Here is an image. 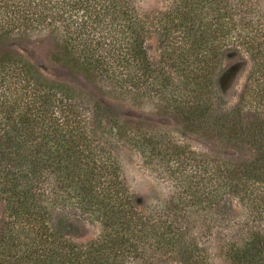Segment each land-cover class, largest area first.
I'll list each match as a JSON object with an SVG mask.
<instances>
[{
    "label": "trees",
    "instance_id": "trees-1",
    "mask_svg": "<svg viewBox=\"0 0 264 264\" xmlns=\"http://www.w3.org/2000/svg\"><path fill=\"white\" fill-rule=\"evenodd\" d=\"M136 1L0 0V264H203L192 226L196 207L211 206L220 190L245 186L234 176L211 185L185 178L180 165L162 160L157 166L173 195L141 209L113 153L118 143L132 144L129 122L107 116L83 91L7 49L46 38L51 62L130 99L135 82L148 77L154 85L165 72L152 66L151 29ZM156 22L160 44L181 35L178 57L194 84L193 101L177 109L183 123L215 141L242 137L241 117L215 113L223 110L225 78L239 71L244 53L264 78V0H177ZM260 154L264 159V146ZM49 173L56 178L53 193L42 191ZM76 219L98 223V236L75 241ZM226 260L264 264V239L251 233Z\"/></svg>",
    "mask_w": 264,
    "mask_h": 264
},
{
    "label": "rangeland",
    "instance_id": "rangeland-1",
    "mask_svg": "<svg viewBox=\"0 0 264 264\" xmlns=\"http://www.w3.org/2000/svg\"><path fill=\"white\" fill-rule=\"evenodd\" d=\"M176 2L136 1L139 17L146 18L151 29L147 48L152 66H158L165 72L160 77L158 75L154 85L148 77L146 83L143 81L139 85L135 82V96L130 99L111 92L108 87L89 82L68 67L51 62V44L46 38L34 42L19 41L10 44L7 49L23 54L46 77L83 91L93 100V105L102 104L107 116L129 122L132 144L124 146L118 143L113 153L120 162L122 178L141 209L151 208L173 195L170 178L157 166L162 160L180 165L183 177L193 175L197 180L208 181L209 185V181L220 176H234L245 184L234 193L220 190L211 206L198 204L193 214L192 226L201 255L205 258L203 264H229L226 252L246 241L251 233H259L264 239V166L259 168L264 165L260 154V147L264 146V78H257L254 61L248 53H244L245 61L239 66V71L225 78V102L218 106L223 110L215 114L229 113L230 119L234 120L241 117L244 124L242 137L215 141L192 133L177 111L185 101H193L190 89L194 86L191 79L184 76L182 60L178 57L181 35L174 34L168 42L160 44L155 31L156 20ZM257 79L259 85L256 84ZM206 96L209 97V93ZM252 128H256L257 133L249 130ZM42 181V191L53 193L55 174H46ZM200 187H203V182ZM3 207L0 199V227ZM72 223L79 230L73 232L77 242L87 241L99 234L96 222L76 219ZM127 264L145 263L131 260Z\"/></svg>",
    "mask_w": 264,
    "mask_h": 264
}]
</instances>
